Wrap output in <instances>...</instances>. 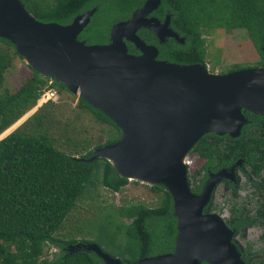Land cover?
<instances>
[{
	"label": "trees",
	"instance_id": "16d2710c",
	"mask_svg": "<svg viewBox=\"0 0 264 264\" xmlns=\"http://www.w3.org/2000/svg\"><path fill=\"white\" fill-rule=\"evenodd\" d=\"M20 2L35 20L59 25H68L76 16L96 8L78 40L86 45H104L111 27L128 20L143 0ZM154 13L161 19L168 14L169 27L184 39L183 44L170 40L159 45L150 36L142 37L158 48V60L205 65V31L244 30L260 57L255 68L264 67V0H161ZM129 48L131 51L133 46ZM16 58L22 60L11 42L0 38V135L37 107L21 125L0 137V264H103L94 252L66 251L77 243L95 244L122 264L172 253L176 218L171 196L159 186L149 187L160 195L157 207L137 204L104 215L93 229L94 240L57 236L77 203L89 197L98 183L114 193L129 184L105 159L79 160L90 158L97 148L117 143L121 131L82 99L77 100L72 119L63 121V111L53 102L58 95L70 93L63 84L50 82L28 66L30 73L22 84L13 91L5 89V75ZM50 92L55 93L54 99L49 98ZM244 115L248 122L239 137L211 133L197 142L190 155L202 160V169L229 167L241 159L257 168V173L264 172V120L248 112ZM82 118L98 125L100 134L89 135L80 122ZM188 185L192 193L200 192L201 186L192 187L189 180ZM50 248L59 250L51 252V259L45 257Z\"/></svg>",
	"mask_w": 264,
	"mask_h": 264
},
{
	"label": "water",
	"instance_id": "95a60500",
	"mask_svg": "<svg viewBox=\"0 0 264 264\" xmlns=\"http://www.w3.org/2000/svg\"><path fill=\"white\" fill-rule=\"evenodd\" d=\"M160 3L147 0L128 20L114 24L108 44L86 45L78 36L95 10L59 25L35 20L20 0H0V38L11 42L28 67L63 84L120 129L117 143L97 148L80 161L105 159L120 178L162 187L171 196L176 218L173 252L135 264H245L223 220L203 213L212 183L193 194L181 158L187 161L206 134L239 137L248 122L245 112L264 120V67L217 75L201 64L157 60V49L140 40L139 29H151L160 41L171 37L184 43L168 27V17L164 24L144 18ZM125 42L140 55L129 54ZM81 249L94 252L103 264H122L95 244L77 243L69 252Z\"/></svg>",
	"mask_w": 264,
	"mask_h": 264
},
{
	"label": "rangeland",
	"instance_id": "374dc122",
	"mask_svg": "<svg viewBox=\"0 0 264 264\" xmlns=\"http://www.w3.org/2000/svg\"><path fill=\"white\" fill-rule=\"evenodd\" d=\"M166 17L170 20L169 15ZM144 18L152 19V13ZM164 22L159 23L164 24ZM202 37L206 43L204 67L210 74L223 75L234 68L240 70L250 69L260 64V57L244 30H234L226 33L223 30L213 29L205 31ZM29 73L30 71L26 63L16 58L13 62V66L5 75L4 88L10 91L15 90L22 84ZM54 98L55 96L53 99ZM78 99V97L67 93H62L56 97L53 103H57V107L63 111V121L67 118L72 119V116H74L73 114L77 112L76 104ZM36 110L37 107H34L17 121L14 124V128H12L15 129L17 126L21 125ZM80 122L83 128L88 131L89 135L96 137L100 134V127L94 124L92 120L82 118ZM76 125L79 129L78 123H76ZM12 130L11 128L7 129L0 137H5ZM186 163L187 175L189 176L190 173L199 166V162L189 153ZM159 200V194L152 192L148 185L139 182L130 181L119 193H114L98 183L89 197L87 196L77 203L75 209L63 223L57 236L63 239L74 238L78 241L94 240L96 231L93 229L99 224L104 215L113 214V212L117 211L120 207H128L137 204H143L148 208H155L158 206ZM123 220L125 223L130 222V220L125 218H123ZM51 249L52 248L45 253V257L49 259L52 258L51 252H54V250L57 253L59 252L57 248L53 251ZM73 249L75 248L73 247ZM66 251H70V247H68Z\"/></svg>",
	"mask_w": 264,
	"mask_h": 264
},
{
	"label": "flooded vegetation",
	"instance_id": "af4514ba",
	"mask_svg": "<svg viewBox=\"0 0 264 264\" xmlns=\"http://www.w3.org/2000/svg\"><path fill=\"white\" fill-rule=\"evenodd\" d=\"M146 1L143 0L139 8ZM92 10L96 11V8ZM156 10L152 12V17L163 23L168 14L161 19L154 13ZM137 36L147 46H154L157 51L158 48L154 44L147 43L142 37L150 36L159 45L167 44L170 40L178 43L171 37H165L163 41H160L156 34L148 28L139 29ZM108 43L109 38L106 44ZM125 44L129 54L140 55V52L131 43L125 42ZM130 45L133 46L131 51H129ZM193 157L199 162V166L190 173L188 180L192 187L194 185L201 186L200 192L193 194L199 195L206 184L212 183L210 199L204 207L203 213L216 215L223 220L225 227L232 232L231 243L245 264H264V172L257 173V168L251 164H245L241 159L229 167L216 170L213 166V169L207 167L204 170L202 169V160L197 155ZM202 179L203 182L200 184Z\"/></svg>",
	"mask_w": 264,
	"mask_h": 264
},
{
	"label": "built area",
	"instance_id": "2783aa9c",
	"mask_svg": "<svg viewBox=\"0 0 264 264\" xmlns=\"http://www.w3.org/2000/svg\"><path fill=\"white\" fill-rule=\"evenodd\" d=\"M54 95H55V93H54V92H50V93L48 94L49 98H53V97H54Z\"/></svg>",
	"mask_w": 264,
	"mask_h": 264
},
{
	"label": "bare ground",
	"instance_id": "6f19581e",
	"mask_svg": "<svg viewBox=\"0 0 264 264\" xmlns=\"http://www.w3.org/2000/svg\"><path fill=\"white\" fill-rule=\"evenodd\" d=\"M181 161H182L184 164L187 165V163H186V161L184 160V158H183V159L181 158Z\"/></svg>",
	"mask_w": 264,
	"mask_h": 264
}]
</instances>
